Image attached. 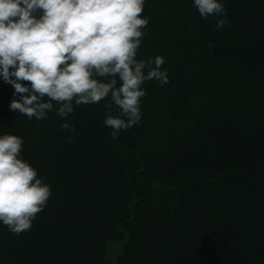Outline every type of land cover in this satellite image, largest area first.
I'll use <instances>...</instances> for the list:
<instances>
[{
  "label": "trees",
  "instance_id": "1",
  "mask_svg": "<svg viewBox=\"0 0 264 264\" xmlns=\"http://www.w3.org/2000/svg\"><path fill=\"white\" fill-rule=\"evenodd\" d=\"M223 3L204 19L194 0H145L137 59L162 56L170 82L142 85L116 139L105 101L29 120L0 78V135L52 192L29 231L0 223V264H264V0Z\"/></svg>",
  "mask_w": 264,
  "mask_h": 264
},
{
  "label": "clouds",
  "instance_id": "2",
  "mask_svg": "<svg viewBox=\"0 0 264 264\" xmlns=\"http://www.w3.org/2000/svg\"><path fill=\"white\" fill-rule=\"evenodd\" d=\"M145 0H0V78L13 89L12 112L27 119L66 118L74 105L105 101L104 125L116 139L139 124L142 85H167L162 56L137 59L149 19ZM200 17H225L223 0H194ZM229 21L218 18L215 29ZM27 82V83H25ZM58 105V107H54ZM115 109V112H113ZM62 128L75 131L67 122ZM24 140L0 135V223L29 231L52 195L22 158Z\"/></svg>",
  "mask_w": 264,
  "mask_h": 264
}]
</instances>
